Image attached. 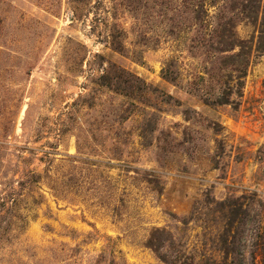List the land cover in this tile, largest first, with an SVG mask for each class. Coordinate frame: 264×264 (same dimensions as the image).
I'll use <instances>...</instances> for the list:
<instances>
[{"label":"rangeland","instance_id":"1","mask_svg":"<svg viewBox=\"0 0 264 264\" xmlns=\"http://www.w3.org/2000/svg\"><path fill=\"white\" fill-rule=\"evenodd\" d=\"M0 264H264V0H0Z\"/></svg>","mask_w":264,"mask_h":264}]
</instances>
